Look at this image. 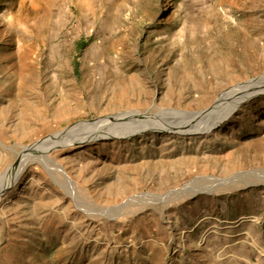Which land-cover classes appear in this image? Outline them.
Here are the masks:
<instances>
[{
  "label": "rangeland",
  "instance_id": "rangeland-1",
  "mask_svg": "<svg viewBox=\"0 0 264 264\" xmlns=\"http://www.w3.org/2000/svg\"><path fill=\"white\" fill-rule=\"evenodd\" d=\"M263 75L264 0H0V177L74 124L203 111ZM119 138L25 155L0 264H211L239 229L264 249L263 180L207 178L264 172L263 93L208 133ZM196 178L210 193L179 190Z\"/></svg>",
  "mask_w": 264,
  "mask_h": 264
},
{
  "label": "bare ground",
  "instance_id": "bare-ground-1",
  "mask_svg": "<svg viewBox=\"0 0 264 264\" xmlns=\"http://www.w3.org/2000/svg\"><path fill=\"white\" fill-rule=\"evenodd\" d=\"M262 93H264V75L225 91L213 106L203 111L172 110L162 111L157 114L130 111L103 117L96 121H84L74 124L61 132L53 133L25 147L15 166L11 167L0 177V196H3L13 186V183L18 180L27 153L51 151L58 147L100 138L131 137L150 130L177 133H208L218 127L223 121L229 119L246 100ZM207 178L214 180L211 177ZM199 181L200 179L195 182ZM234 181H238V179H234ZM242 181L244 180L238 182ZM193 183L190 185L191 188H194Z\"/></svg>",
  "mask_w": 264,
  "mask_h": 264
},
{
  "label": "crops",
  "instance_id": "crops-1",
  "mask_svg": "<svg viewBox=\"0 0 264 264\" xmlns=\"http://www.w3.org/2000/svg\"><path fill=\"white\" fill-rule=\"evenodd\" d=\"M109 5H114L118 2L126 1L127 3L131 2H140L141 0H103ZM244 222V221H242ZM242 224H237V227H240ZM246 232L244 229H239L236 231L235 235H228L226 233V239L221 242L222 253H218L215 256V262L211 264H264V249H256L253 245L244 240ZM231 237V239H229ZM252 248H251V247Z\"/></svg>",
  "mask_w": 264,
  "mask_h": 264
},
{
  "label": "water",
  "instance_id": "water-1",
  "mask_svg": "<svg viewBox=\"0 0 264 264\" xmlns=\"http://www.w3.org/2000/svg\"><path fill=\"white\" fill-rule=\"evenodd\" d=\"M264 94V93H263ZM256 96H258V95H256ZM255 97V96H254ZM96 120H98V119H96ZM96 120H93V121H96ZM120 139V138H119ZM77 145L78 144H80V143H76ZM17 163V162H16ZM15 163V164H16ZM61 171L63 172V175L66 177V179L68 180V181H71V179L67 176V174H66V172L63 170V169H61ZM246 176H252V177H255V178H257V179H262L263 181L261 182V183H264V172H262V171H250V172H244V173H238V174H235V175H233L232 177H230V178H228V179H217V178H213L214 180H216V181H218L219 183H223V182H230V181H234V179H238V181H240V180H242V179H244V177H246ZM259 177V178H258ZM198 179H203V178H196V179H194V180H192L190 183H188V184H186L185 186H183L181 189H179V190H182V191H184V192H186V193H188L189 195H191V196H197V195H199V194H202V193H210V192H206V191H196L195 189H192L191 188V184L193 183V182H195L196 180H198ZM15 184V182L13 183V185ZM246 185H253V183H248V184H246ZM13 187V186H12ZM12 187H10V189L12 188ZM9 190V189H8ZM190 193H192V194H190Z\"/></svg>",
  "mask_w": 264,
  "mask_h": 264
},
{
  "label": "trees",
  "instance_id": "trees-1",
  "mask_svg": "<svg viewBox=\"0 0 264 264\" xmlns=\"http://www.w3.org/2000/svg\"><path fill=\"white\" fill-rule=\"evenodd\" d=\"M78 46L81 47V48H83V47H84L83 42L80 41V42L78 43Z\"/></svg>",
  "mask_w": 264,
  "mask_h": 264
}]
</instances>
